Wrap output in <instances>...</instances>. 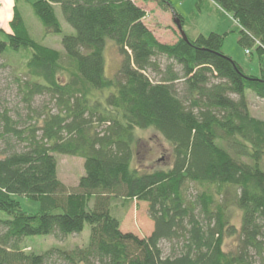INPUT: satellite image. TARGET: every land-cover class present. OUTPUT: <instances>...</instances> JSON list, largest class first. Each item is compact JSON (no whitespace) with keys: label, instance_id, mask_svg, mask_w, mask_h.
I'll return each instance as SVG.
<instances>
[{"label":"trees","instance_id":"trees-1","mask_svg":"<svg viewBox=\"0 0 264 264\" xmlns=\"http://www.w3.org/2000/svg\"><path fill=\"white\" fill-rule=\"evenodd\" d=\"M211 1L239 25L238 43L256 45L263 58L264 0ZM55 6L74 30L62 35V51L30 37L16 2L0 39L28 110L24 121L0 111V264H262L264 120L248 112L246 91L264 100V76L246 74L221 51L223 34L159 41L135 0H36L45 34L62 32ZM107 38L121 55L112 76ZM37 97L45 101L34 107ZM148 128L171 146L170 167L132 165L134 129ZM56 155L83 159L75 186L58 178ZM15 194L37 200L38 212L23 211ZM113 199L145 202L152 232L121 230ZM231 206L240 211L238 228ZM85 225L84 246L41 254L20 246L24 236L60 240ZM228 235L237 242L225 251Z\"/></svg>","mask_w":264,"mask_h":264},{"label":"rangeland","instance_id":"rangeland-1","mask_svg":"<svg viewBox=\"0 0 264 264\" xmlns=\"http://www.w3.org/2000/svg\"><path fill=\"white\" fill-rule=\"evenodd\" d=\"M36 0H0V39H6L9 32L8 20L13 13L16 2L17 10L21 14L28 29L30 37L45 46L62 51L61 37L64 34H72L74 30L65 22L61 9L55 6V14L62 27L60 34H45L41 22L34 15L31 3ZM145 10V22L150 30L161 37L163 42L170 43L175 34H179L174 24V13L182 19V30L185 34L194 38L198 34L204 36L210 32L223 34L221 51L235 60L246 74L261 77L264 76V57L260 58L256 51V45L244 48L238 43L240 27L230 14L224 12L211 0H169L172 9L164 10L156 0H135ZM3 30V31H2ZM249 53H246L245 50ZM105 60V74L112 76L120 63L121 55L111 39L106 40L103 51ZM18 58L10 57V64H18ZM9 58L0 56V111L7 109L9 114L20 121L27 120L28 110L25 103L21 102V96L17 92L14 80V70L8 65ZM105 94L108 91L104 92ZM44 98H35L33 106L38 107L44 103ZM246 102L248 112L259 119L264 120V100L254 93L246 91ZM0 141V151L3 149ZM2 155L0 154V158ZM57 176L68 186H75L80 176L84 174L83 159L69 155H56ZM172 161L171 146L159 133L153 129H134L133 160L132 165L138 169L152 171L154 169H166ZM196 193L195 186H190L188 197ZM19 202L20 208L27 213H36L39 210L37 200L23 195H12ZM231 223L237 228L240 225V211L231 206ZM111 214L121 221V230L129 231L138 236H147L153 230V223L149 218L147 204L145 202L132 201L127 205L121 204L120 200L111 201ZM89 228L85 225L79 234L68 235L63 239L53 236H24L21 238L20 246L25 251L35 254L44 253L52 247L71 249L75 246H84L88 243ZM237 242V237L228 235L224 239L223 249L232 250ZM165 253L170 250L168 242H162ZM254 264H261L256 261ZM264 264V262L262 263Z\"/></svg>","mask_w":264,"mask_h":264},{"label":"water","instance_id":"water-1","mask_svg":"<svg viewBox=\"0 0 264 264\" xmlns=\"http://www.w3.org/2000/svg\"><path fill=\"white\" fill-rule=\"evenodd\" d=\"M174 17H175V16H174ZM174 24H175L177 30L179 31L180 36H181L182 38L186 39V35H185V32H183V30H182V26H181V24H180V20H179V18H177V17L174 18Z\"/></svg>","mask_w":264,"mask_h":264},{"label":"crops","instance_id":"crops-1","mask_svg":"<svg viewBox=\"0 0 264 264\" xmlns=\"http://www.w3.org/2000/svg\"><path fill=\"white\" fill-rule=\"evenodd\" d=\"M216 6H217V5H216ZM217 7H218V6H217ZM218 8H219V7H218ZM154 35H155V37H156L159 41L163 42V40L161 39V37H160L159 35H157L156 33H154ZM177 37H178V35L175 34L174 39H172V41H171L170 43L174 42V41L177 39ZM164 43H166V42H164Z\"/></svg>","mask_w":264,"mask_h":264},{"label":"built area","instance_id":"built-area-1","mask_svg":"<svg viewBox=\"0 0 264 264\" xmlns=\"http://www.w3.org/2000/svg\"><path fill=\"white\" fill-rule=\"evenodd\" d=\"M245 52H246V53H249V51H248V50H245Z\"/></svg>","mask_w":264,"mask_h":264}]
</instances>
